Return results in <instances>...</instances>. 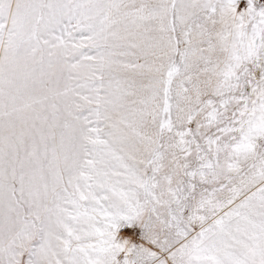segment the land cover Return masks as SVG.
<instances>
[{"label": "snow or ice", "instance_id": "1", "mask_svg": "<svg viewBox=\"0 0 264 264\" xmlns=\"http://www.w3.org/2000/svg\"><path fill=\"white\" fill-rule=\"evenodd\" d=\"M0 264H264V0H0Z\"/></svg>", "mask_w": 264, "mask_h": 264}]
</instances>
